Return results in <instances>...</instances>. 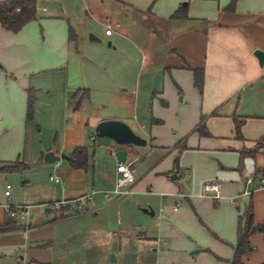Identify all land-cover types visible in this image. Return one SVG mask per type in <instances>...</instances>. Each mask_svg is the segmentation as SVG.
Returning <instances> with one entry per match:
<instances>
[{
    "label": "crops",
    "instance_id": "obj_1",
    "mask_svg": "<svg viewBox=\"0 0 264 264\" xmlns=\"http://www.w3.org/2000/svg\"><path fill=\"white\" fill-rule=\"evenodd\" d=\"M232 1L36 0L35 21L15 34L0 26V226L17 228L0 232V264H101L105 255L100 251L110 241L94 236L93 228L110 220L111 213L123 224L121 206L129 213L134 202L130 197L141 213L153 218L152 195L160 203L169 202L167 212L163 216L160 207L152 238L148 228L135 240L151 238L152 252L157 253L163 250L159 240L169 238L166 253L155 264H231L239 214L251 207L254 224H264V187L241 195L246 178L261 168L264 145L246 157L254 159L248 170L227 164L217 170L204 158L202 178L189 168L193 186L185 197L173 181L180 170L178 155L207 149L202 139H226L217 132L228 129L233 142L220 149L237 151L240 157V151L253 150L264 135V65L253 55L256 50L264 53V0H235L233 10H227ZM174 13L182 16L170 19ZM106 24L113 27L110 36ZM192 70L202 72L200 90ZM202 117L208 136L196 131ZM236 118L244 120L241 140L234 134ZM103 120L125 123L146 146L117 147L97 138L94 129ZM166 125L177 127L173 146L182 142L186 149L179 152L162 142L160 127ZM188 135L197 137L196 145H187ZM77 148L85 151L81 168L71 164ZM121 149L127 151V161L138 158L135 182L129 197L110 199L105 194L113 189L119 164L115 153ZM136 149L144 150L139 154ZM172 150L178 155L163 167L166 157L160 159L157 153L168 156ZM48 152L59 160L46 163ZM13 162L25 168L2 169ZM204 181L219 185L222 204L216 211L210 208ZM7 184L9 198L4 195ZM176 198L193 204L202 217H207L202 211L212 216L213 221L204 222L219 237L212 233L216 242L206 250L176 229L187 232L194 224L188 209H177ZM240 199L241 206L236 203ZM77 200L85 210H78ZM56 201L66 202L62 214L47 207ZM23 205L30 207L23 220L10 218L5 209ZM80 220L91 224L95 254L88 246L66 244L76 236L73 225ZM108 235L117 237L116 232ZM249 242L255 251L243 258L244 264H262L264 233Z\"/></svg>",
    "mask_w": 264,
    "mask_h": 264
},
{
    "label": "rangeland",
    "instance_id": "obj_2",
    "mask_svg": "<svg viewBox=\"0 0 264 264\" xmlns=\"http://www.w3.org/2000/svg\"><path fill=\"white\" fill-rule=\"evenodd\" d=\"M179 102V99H178ZM172 114L174 112V109L171 110ZM172 116H175V115ZM171 126H161V134L160 138L164 144L170 145V148L173 150H177L175 146H173V138L175 139V135L178 133L177 127L174 129H169ZM228 129H222L219 132H217L219 135H222L224 137H227L226 139H213V140H206L202 139V142L208 146L206 149H193L188 151H183L180 155L175 154L174 151H170L171 154L167 156L168 153H162L161 151L157 153V157H160V159L165 156L166 160L163 162L162 166L164 167L167 164V161L169 160L170 163L173 161L175 156H179V164H180V170L177 175V179L173 181V184L175 186L181 187V194L183 197L187 196L190 192V189L192 188L191 183V170L197 174L198 176H201L202 173L199 172L200 165H202L204 158H207L209 161H212L217 170H221V166L231 165V167H239L240 165L244 167L245 170H248L252 167L254 163L253 158H245L242 163L240 162V157L238 155V152L233 151H227L220 149L221 147H228L232 144V139L229 138L228 135ZM183 133V132H182ZM186 143L187 145H196L197 137H194L193 135H188L186 137ZM229 138V139H228ZM195 139V140H194ZM225 145V146H224ZM174 147V148H173ZM201 147V146H200ZM137 152L140 154L142 149H136ZM156 156V154H155ZM140 162L137 163L136 166H139ZM238 164V165H237ZM186 167L183 168V167ZM191 168V170L189 169ZM252 170V169H251ZM198 172V173H197ZM207 176V175H205ZM210 181H204L202 182V188L206 183ZM243 184V183H242ZM184 194V195H183ZM151 195V194H148ZM129 199L133 200L134 202L131 203L132 207L129 209V213L127 212V207L124 209L123 204L121 206L122 208V223L121 225L118 224V215L116 213H111L110 220L108 221H101L98 226H95L94 229V236H100L102 240L110 241V244H107V246L102 247L101 254L105 255V260L102 261L101 264L104 262L107 264H155V259H158L160 254H165L166 251H164V243L169 240L168 237L165 239L159 240V244L163 246V250L160 248L158 252L154 253L152 252V247L150 244V241H152V234H156V230H158L159 227V220H158V211L161 208H163L162 215L164 216L167 212L166 208L169 206V202L164 201V203H160L159 197L152 195L149 196L148 199L150 202V207L155 213V216L153 218H150L149 216L141 213L138 208V204L136 202V199L134 197H130ZM125 200V199H124ZM122 200V201H124ZM210 208L212 211L218 210L219 204H222V201L215 200L210 196ZM176 202L179 203V206L177 209H188L189 213L192 217V220L194 224H189V229L187 232L180 230L178 227L176 229L179 230V233L181 236L183 234L187 237H192V240H194L197 243V246L202 249L206 250L208 243L216 242L214 236L215 234L217 237V233L215 230L209 227L208 223L207 225L204 222V218H207L210 220L212 216L208 212H203V215L205 214L207 217H202L200 213L196 210L193 204L188 203L184 198H176ZM243 199L237 200V205L241 206ZM241 215V213L239 214ZM213 221V218L211 219ZM84 220L76 221L74 222L73 229L76 236H74L73 239L66 241V244L69 246L74 247H90L92 249V253H96V242H91L89 239V233L92 234L93 232H89L91 229V224L89 222H83ZM178 225V224H177ZM180 226V225H179ZM182 227V226H181ZM149 228L150 237L148 240L145 238H142L140 240H135L136 234L140 233L143 236H145V231ZM120 229H125L126 234L122 235L120 233ZM108 232L113 233L116 232V236L108 235ZM121 236V237H119ZM182 238V237H181ZM119 242V243H118ZM120 242H127L128 245L126 247L121 246ZM116 244L118 245L116 247ZM94 246V247H92ZM94 248V251H93ZM103 250V251H102ZM109 253V254H108ZM91 254V250H90ZM112 258H114V261H112ZM161 261H165V257H162ZM168 263V261H167ZM178 264L177 262H175Z\"/></svg>",
    "mask_w": 264,
    "mask_h": 264
},
{
    "label": "trees",
    "instance_id": "obj_3",
    "mask_svg": "<svg viewBox=\"0 0 264 264\" xmlns=\"http://www.w3.org/2000/svg\"><path fill=\"white\" fill-rule=\"evenodd\" d=\"M233 0L227 10H233L234 8ZM36 0H5L0 2V26L11 33H18L23 27H25L30 22L36 20ZM179 13H174L170 19H177L181 17ZM194 75V85L200 90L202 86V72L199 70H192ZM204 117L201 118V121L196 129L199 135L208 136V132L206 131L204 124ZM243 119H234V134L236 139H243L241 134V128L243 125ZM156 123H159L156 121ZM264 145V135L255 142V146L253 150H242L240 151V162L248 157L254 156L256 152ZM176 149L180 152L186 149V146L181 142L176 146ZM85 160V151L82 148H77L74 151L71 164L75 168H81L84 166ZM175 166H178V158L175 159ZM241 166V165H240ZM25 168V165L21 162H13L7 164L2 168L5 171H21ZM263 175L264 169L258 168L254 175ZM63 207L55 212L57 214H62ZM16 230L15 226L7 227V225L0 226V232H4L5 230ZM264 233V224L255 225L253 222L251 207H247L243 214L238 216V227H237V240L235 245L231 246L233 250V256L231 259V264H244L243 258L247 255L252 254L255 249L251 247L249 239L251 236L255 234ZM264 264V262L262 263Z\"/></svg>",
    "mask_w": 264,
    "mask_h": 264
},
{
    "label": "built area",
    "instance_id": "obj_4",
    "mask_svg": "<svg viewBox=\"0 0 264 264\" xmlns=\"http://www.w3.org/2000/svg\"><path fill=\"white\" fill-rule=\"evenodd\" d=\"M113 33V27L111 24H106V30L105 34L107 36H110ZM138 161V158H134L132 160H125L124 163H119L116 166V178L115 183L113 186V189L110 192H106L105 196L110 199L115 198H126L129 197L132 194V186L135 182L134 175H133V167L135 163ZM261 168L264 169V159L261 164ZM51 180H53L55 183H59L60 179L57 177H51ZM264 187V176L257 175L255 176L250 175L245 180V188L241 195H251V193L258 189ZM203 190L206 194L214 198L215 200L219 199V185L215 182H208L204 185ZM11 194V185L7 184L5 186L4 195L6 198H9ZM110 194V196H108ZM77 208L79 211L85 210V204H83L80 200H77ZM66 204L65 201H56L49 203L47 207L57 212L59 211L64 205ZM6 211L8 212L10 218L16 219L19 218L23 220L28 210L30 209L29 206H17V207H11V206H5Z\"/></svg>",
    "mask_w": 264,
    "mask_h": 264
},
{
    "label": "water",
    "instance_id": "obj_5",
    "mask_svg": "<svg viewBox=\"0 0 264 264\" xmlns=\"http://www.w3.org/2000/svg\"><path fill=\"white\" fill-rule=\"evenodd\" d=\"M90 40H96L92 35L89 36ZM253 55L258 60V63L260 66L264 65V53L256 50L254 51ZM158 79V76H155L153 85H156V81ZM95 136L97 138H106L113 142V144L117 147H144L146 146V141L136 135L128 125L121 121L117 120H103L99 122L95 129H94ZM126 154L127 151L125 149L118 150L115 153L116 159L118 163H124L126 160ZM54 154L52 152H48L45 155L44 161L46 163H54L57 160H59L58 157H54ZM176 177L175 174L171 176V179L174 180ZM144 213H148L149 215H153V212L150 210H144ZM112 261H114V258H112Z\"/></svg>",
    "mask_w": 264,
    "mask_h": 264
}]
</instances>
